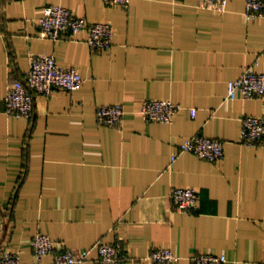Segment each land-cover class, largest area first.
Returning <instances> with one entry per match:
<instances>
[{
  "label": "crops",
  "instance_id": "0c3cea01",
  "mask_svg": "<svg viewBox=\"0 0 264 264\" xmlns=\"http://www.w3.org/2000/svg\"><path fill=\"white\" fill-rule=\"evenodd\" d=\"M48 5L111 24V48L92 50L85 32L40 38ZM244 8L245 0H229L222 12L200 0H131L127 9L102 0H0V249L33 264L32 241L43 233L90 250L81 264H97L99 242L132 258L166 248L176 264L199 254L264 264V148L242 144L239 128L242 116L264 115V100L226 99L227 83L247 67L264 71V19H244ZM32 54L54 56L84 81L71 93L36 96L29 121L6 113L5 96ZM147 99L182 109L170 124L145 122L139 108ZM103 104L123 105L119 126L97 123ZM196 135L222 140L223 158L178 153ZM189 187L199 192L197 210L180 212L172 191Z\"/></svg>",
  "mask_w": 264,
  "mask_h": 264
},
{
  "label": "built area",
  "instance_id": "2783aa9c",
  "mask_svg": "<svg viewBox=\"0 0 264 264\" xmlns=\"http://www.w3.org/2000/svg\"><path fill=\"white\" fill-rule=\"evenodd\" d=\"M21 1V0H18ZM106 6H119L127 9L131 0H102ZM204 5L216 11H224L229 0H200ZM38 23L40 38L57 41L63 36L86 34V43L97 52L106 51L113 43L114 28L107 22L90 23L84 17L75 15L70 9L60 5H48L42 8ZM243 18L246 20L264 19V0H245ZM29 69L23 79L13 78L5 96L6 113L11 116L32 120L36 96L49 97L54 90L68 93L76 91L84 79L76 68L62 67L48 54H32L29 57ZM264 100V71L247 67L236 79L227 83L226 99ZM182 107L166 99L143 100L139 114L145 122L170 124ZM191 116L196 109L189 108ZM125 110L122 104H103L95 111L96 121L106 127L119 126ZM240 141L246 146L264 148V115H244L240 120ZM178 153L188 152L198 158L215 162L224 156V142L203 135L192 136L177 146ZM177 155L171 156V164ZM198 190L196 188H175L172 199L180 212L197 210ZM3 218L0 214V232ZM33 264H43L44 256L51 255L50 264H81L90 254L88 249L67 248L50 236L37 233L32 241ZM97 252V264H176L179 257L169 249L151 250L141 258L127 255L119 244L99 242L94 246ZM193 264H224V255L199 254L192 258ZM0 264H21L16 252L9 248L0 249Z\"/></svg>",
  "mask_w": 264,
  "mask_h": 264
}]
</instances>
